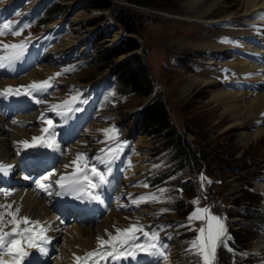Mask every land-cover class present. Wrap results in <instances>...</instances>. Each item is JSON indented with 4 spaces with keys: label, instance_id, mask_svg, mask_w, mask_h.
<instances>
[{
    "label": "rangeland",
    "instance_id": "1",
    "mask_svg": "<svg viewBox=\"0 0 264 264\" xmlns=\"http://www.w3.org/2000/svg\"><path fill=\"white\" fill-rule=\"evenodd\" d=\"M8 1L14 2V4L9 8L0 9L1 23L3 25L4 23L11 22L15 29H19L24 24H27V22H29L25 18H21L23 7L22 5L24 3L22 4L21 0ZM30 1L31 0H27L26 2L29 3ZM38 1H40L41 6H45L47 1L49 0ZM63 1L64 0H62V2ZM79 1H83L82 6L76 12L72 13L70 19L77 13L90 15L92 12H95L94 10L87 8V6L85 5V0H78L72 5H68L66 4V2H63L64 4H66L65 14L70 13V10H72L74 5H76ZM110 1L112 2L111 8L104 11H98V13L100 12V15L88 20L85 23L89 29L93 30V35L96 34L98 30L103 31L97 36V38H95L96 40H94L95 43H97L95 50L96 54L98 53V60L96 64H94L89 69H86L85 71L76 75V77H72V81L75 83L79 82L82 84H89L91 82L97 81L102 77L106 76L113 69H115L116 64L120 63L125 58V56H119L114 60L115 64H108L99 61V58L108 51L110 44L114 42L112 41L114 31L113 28H110L107 32L101 27L106 23L107 17H109L105 14L108 13L113 19V21H115V23L113 22L115 27L121 32H124V29L120 25L118 18L120 16L121 11H129L131 13V16L136 21L138 33L136 35L126 34L125 37L126 39L132 38L140 42V44L145 49V51H141V58L147 65L151 77L154 81V84L160 87L157 92V98L160 99L167 107L171 122L173 123L174 127H176L178 133L181 134L185 145L189 148V151L194 152L198 156L197 161L200 165H206L207 167H202V169L205 171L204 175L206 176V180H210V187L206 186L204 189V184L201 179L202 174H197L198 187H201V190L204 189L207 196H210V198L215 200L209 201L210 205H208L210 213L219 217L221 223L224 226V229H226V232L223 237V246H218L215 251V264L216 258L219 259L222 256L223 250L231 251L229 249L230 246L228 245V230L230 229V226L229 218L227 215H229L230 213L236 214L237 212H239V210L241 211L240 213L242 215L245 214L244 210L247 206L245 205V203L242 202L239 206H236L233 203V201L237 200V197L242 199V194L238 192L239 189L241 187L247 186L252 187L253 189L256 188L258 190V186L261 184H258V182L260 181V179H262L261 177H264L263 173L260 171V169L264 168V137H262L256 142H251V144L246 147H241L240 145L242 134H252L255 130L263 129L264 120L260 123H255L253 120H247L246 122H244V125L241 124L242 126L237 125L231 127L235 123V121L231 120L226 115L225 117H222L221 114L223 109L220 106L215 107L210 102V97L213 91L219 89L235 90V88H242L243 85H237V83L235 85V83H232L233 87L231 88H218L217 86L220 84H211L207 87L197 86L194 88L190 86L191 76H195V78L200 79L208 78L210 80H216L220 78L222 80L223 78H225L226 75H228L227 73L230 72L228 68H225L223 66L224 69L229 72L226 71L223 74H213L212 72H215L216 68L199 66L194 67L196 72L191 73L187 67L186 69L175 67L170 62V59L171 57H174L179 60H186V58L188 57H196L198 55H201L204 50H206L202 46L215 42V38L212 34L213 30L216 31V29L217 31H220V33L218 34V38H227L232 41H236V43L238 44L235 46V48L225 43H219V45L222 44V46L225 47L226 50H233V54L237 51H243L244 49L249 50L246 49V44L244 46L242 45L240 40L236 38L231 39V37H235V34H247L253 39V41H255L254 44L259 45V40L256 39L257 36L255 38V34L253 33L256 30H254L253 28V31L249 29L247 31H241L242 33L239 31L227 33L226 31H224L225 29H236L227 27H217L215 29L214 27L213 30H210L209 27H205L202 22L197 21V19H194V21H186L184 19H191L190 15L182 12H184L183 4L188 0H152L151 4L145 7H138L135 5L128 4L125 2V0ZM6 2L7 0H0V3ZM211 2H216L217 4L211 11H209V14L207 15L208 17L206 16L207 20L213 21L219 18H222L223 21L228 18L237 20L232 17L234 16L233 14L241 11L239 6V0H226L225 2H222V0H209L207 3L211 4ZM45 20H48V18H45ZM225 22L227 23H225V25L223 24V26H229L232 24V22ZM241 26L244 28L249 27L246 25L243 26V24H241ZM36 30L37 29L35 28L31 29L28 32L27 28L24 29L22 35L16 37V41L19 42L25 38L33 36L35 32H38ZM104 33L109 36L105 38L103 36ZM7 36L14 38L10 34L4 37ZM65 36H68V34H66ZM223 36H225L226 38ZM50 41V38L44 41L43 39H40L34 43V45H36L35 52L38 54V64L41 58L48 52ZM61 41H59L56 46ZM89 43L90 42H88L87 44ZM87 47L88 46H86V49L82 50L78 55L75 56L83 57L85 56V53H90L91 50L89 48L87 49ZM253 48L257 50L259 54H264V48L258 47L256 45H253ZM245 50L244 52L249 54L248 51ZM249 52L251 51L249 50ZM252 52L254 53V51ZM35 56L36 54L31 55L30 58H35ZM227 58H229V56ZM234 58L237 59L239 57L232 56L231 59L228 61H231ZM251 60L257 62L254 57H251ZM224 62L227 61L220 62V65ZM209 63H211V61H209ZM57 66H59V64H56L55 67ZM45 69L46 68L43 67L42 69L38 70V72L45 71ZM217 69L221 70L222 68L219 66ZM209 71L212 72L210 73ZM64 73L68 74L69 72ZM56 82L60 83L61 79L56 80ZM224 82L226 83V81ZM69 94L70 96L68 95V92L66 93L63 101L70 100L71 96L77 95L76 93L72 92H69ZM84 98L87 99V97ZM114 98V105L117 104L119 106L112 110L106 109L105 106H101L103 105L102 101H93L94 103L91 105L89 112H87L86 114L88 121L80 126L78 132H73L71 135H69V132H64L62 131L61 127L59 128L61 133L67 135L63 136L67 138V141L65 140V138L59 137V148L57 149L56 155L58 157V163L64 167L67 173H71L75 167L74 165H72L71 162L76 158V154L84 153L92 163L96 164L100 171H104L106 165H98L97 162L99 160L94 158L95 152L100 151L101 149H107L109 148V146L114 148L118 144V141L121 140L120 138L124 139V141L127 142L126 148L128 149V153L132 152V156L134 154H138L140 156L134 155V157H132L130 154L131 157H129L130 159L128 161L126 157L127 151H125V156L121 152L120 154L122 157L119 164L122 163V173L120 174L117 172V169L115 168L114 164L110 165V167L112 168L111 174L116 175L114 177L113 182L117 181V186H119V188H122V197L126 196L124 198V201H127L129 203V205L126 203L127 207L133 209L135 208L136 204L141 203L140 205L142 207L144 206L146 208V211H148L143 216H138V213H135V217L131 216V214L127 212L122 216V220H124V223L123 225H120V229H125L128 228L130 225L137 224L143 226V230L149 232V239H145L143 235L139 232L136 233V235L140 237V239L136 241V243L140 244L149 243L152 233H155L158 236L159 244L164 246L162 249V251H164V256L161 257L159 255H148V260L151 264L153 262H156L157 264H166L168 262L167 258H169L170 264H202V258L200 257V255L198 254L197 257L194 254L196 252V249L193 248V244L190 243L187 246V244H183L182 239L178 237L179 235L188 232V234H190L191 239L196 241L195 236L193 235L195 234L198 237L199 229L202 227V225L193 224L192 228H189L186 224H192L195 219L189 220V218H187L183 220L184 223L182 227L173 228L170 231L163 233L160 224L163 225L167 222H171L172 220L178 219L174 212L167 211L168 206L171 205V201L165 200L161 196V193H158L157 191L155 193V196L158 197L157 201H139L138 203L132 202L133 200H138V198L141 196H146L149 193L153 192L152 189H148V187H143V185L146 184L149 173H157V171H167L171 165L182 162L177 157V154L175 156L171 153L172 150H170V145L168 146L169 152L167 153H164L162 150H159L162 142L161 139H159L158 137L153 138L152 136L144 134L141 136L136 135V128L140 126V121L135 122V116L137 111L144 104L147 103V98H143L135 94L123 96V94L121 95L116 93L114 94ZM54 102L61 103L62 101H60L59 99H55ZM77 104L78 103L75 104V107L77 106ZM105 109L107 111H104ZM52 117L48 119H51L54 124L55 120H53ZM89 121L92 122L89 123ZM241 122L243 121L239 120L237 123L239 124ZM44 123L47 124L46 122ZM87 123L89 124L86 125ZM35 125L38 126L40 129H42V126H44H41L39 122H37ZM252 126H254L255 128L252 129ZM110 128H115L116 130H118V135L116 133H108V135L113 136L114 138L112 140H106V135L102 130ZM130 134L134 135L135 143H137L138 140L142 141L141 146L143 147L138 150V153L130 151V147L135 144H133L134 140L132 139ZM71 145L75 146V148L72 150L73 153L75 152V155H72V153L69 152V147ZM203 155L205 156V159L202 158ZM104 156H106V154H103L100 157ZM223 157L225 159L224 161H222ZM135 159H139L140 163L139 161H135ZM246 160H251L252 162H255L256 165H249L245 167ZM115 161H117V159ZM79 163L83 165L84 161L81 160L79 161ZM208 163L212 167H208ZM138 164L143 167L144 171L138 174L139 179L136 178L137 180L134 179L132 182H130V184H128L129 182L127 181L130 179L131 176H129L128 179H125V176L127 175L125 169L127 168V170H129L133 168L134 165ZM65 165H69V167L65 168ZM185 171L193 172V168H186ZM181 172V170L176 171L177 174ZM166 177H169V175L167 174ZM109 179L111 181L110 177ZM150 181L151 180H149L148 184L151 183ZM176 181L180 184V179H176ZM125 183H127L128 185ZM256 184L258 185L255 186ZM195 186L197 185L192 184V190ZM187 188L188 187L184 185H181L180 187H176L174 185H167L163 187V190L165 191L162 194H167L169 197L178 194L182 198L193 200L192 202L194 207L192 211L190 210V212L193 214V212H195L197 209H203L208 201L206 202L203 199L204 197L201 198V193L196 188L194 189L195 194L189 191L186 195L185 189ZM102 189L106 192H111L113 190V188L109 187L108 185L103 187ZM114 194L112 193L111 197H113ZM254 194L256 195H254L255 197L253 198L254 203L257 204L256 206L264 210L263 200L261 201L258 198L257 193ZM160 200L165 201V203ZM203 201H205L206 204ZM215 202L221 204V207L224 211L223 216L222 214L220 215L219 213L214 212L213 207H211ZM148 203H152V205L149 206L150 204ZM136 207L140 209V206ZM160 213H162L163 215L162 218L160 217V222L162 223L158 224L156 220L158 214ZM232 220L233 222L230 221L231 226H233V229L238 232L237 235L239 242L244 246H248L250 249H254V246L258 241L254 244L255 239H253V236L249 237V234L247 233L246 229L243 228L245 227V225L242 224L244 223L243 218L234 215ZM198 223L204 224V221L199 220ZM262 224L264 225V222H262ZM253 233L260 235L258 237L261 238H263L262 236H264L257 229H255ZM190 248L194 250L191 251ZM136 253L141 254V257H144V255H146L143 251H136ZM250 254L252 255V257H249L250 255H247V253L242 254L244 255L242 257H244L246 261H251L250 264H264L263 258L259 257L254 252H251ZM171 256H173V258H170ZM174 258L176 261L174 260ZM110 264H114V262L112 261Z\"/></svg>",
    "mask_w": 264,
    "mask_h": 264
},
{
    "label": "bare ground",
    "instance_id": "2",
    "mask_svg": "<svg viewBox=\"0 0 264 264\" xmlns=\"http://www.w3.org/2000/svg\"><path fill=\"white\" fill-rule=\"evenodd\" d=\"M77 1L78 0H64L63 2H66V4L68 5H72ZM208 1L209 0L186 1L183 4L184 12L182 13L189 14L191 19L184 20L194 21V19H197V21L204 24H212L215 22L223 21L222 18L213 21L207 20L209 11H211L217 4L216 2H211V4H209L207 3ZM225 1L226 0H222V2ZM239 6L241 11L233 14L234 16L232 18L237 19L240 22V25L243 24V26L246 25L249 27H253L254 30H256L253 33L259 34V31L256 28H258L261 23L256 24V21H258L257 19L259 17H264V0H239ZM260 10L263 12L261 13ZM105 14L106 16L110 17L108 13ZM98 15H100V12H92L90 15L83 13L75 14L69 20L72 33H69L68 36H65L63 40L50 51V53L48 54L49 62L56 66V64H60L59 62H61V60H63L64 58L78 55L82 50L86 49V46H88L87 43L93 35V30L89 29L85 23ZM225 23L227 22H224L223 24L225 25ZM101 28H103V30L107 32L110 28H113L114 31L112 41L118 40L122 35V32L115 27L113 22H111L108 17L106 23ZM233 38L240 40V42L244 46L245 44L246 46H248V43L255 42L247 34H235V37H231V39ZM0 40H3V38H0ZM258 40L264 39L260 38ZM202 47L205 49L226 50L225 47L222 46V44L219 45L214 42ZM244 50L240 51L242 54L241 57L221 63L222 66L228 68V70L230 71H228L229 73H227L228 75H226L225 78L222 77V80L226 81V83H235V85L236 83L241 82L243 83V87L240 89L235 88V90L219 89L213 91L210 97V102L215 107L220 106L223 109L221 114L222 117H225L226 115L231 120L235 121V123L231 127L241 124L244 125V122H246L247 120H253L255 123H260L264 120V56L261 57L262 61L260 60V62L258 63V61L256 62L254 60H251V57H254L256 59L255 53L249 52V50H245L248 51L249 54H247L246 52H244ZM1 51L2 50H0V55H2ZM72 53H74V55H72ZM234 54L233 56H236ZM12 68L17 70V67L15 65L12 66ZM9 72V68H0V91L9 86L14 87L16 85H28L30 84V79L35 78L34 75H31L29 73L25 77L16 78L13 77V75H9ZM216 80H210L208 78L200 79L195 78V76H191L190 86L192 88L197 86L207 87L211 84H215V82H217ZM32 106L33 105H30L29 107ZM37 111H39L42 115L43 113L49 111V109L45 105L42 106L40 104H37ZM41 115H38V117ZM239 120H242L243 122L238 124L237 122ZM13 121H17V123H13ZM34 122L35 120L31 116V114H16V116L10 118L0 115V164L6 166L4 171H0V180H3L6 176H8L5 178L8 179V184L13 181L16 182L19 178L24 181V184L26 182H29V180L22 175L24 169L23 167L25 165L21 164L20 159L22 156L26 157L36 155V149H30L28 152V149H25L22 144H18L16 142L23 140H28L29 142H31V138L33 136H38V133L36 131L30 130V125L34 124ZM262 137H264V128L255 130L252 134L244 133L241 136L240 145L241 147H246L251 144V142H256ZM141 145V140H138L137 143H135V147ZM135 161H139L140 163L139 159H135ZM40 166L45 167L44 156L41 157ZM25 169L29 170V166H26ZM142 170L143 167L139 164L128 170L127 174H132L134 176L127 182L138 178V174ZM14 171L15 173H18L19 176L15 177L14 175H12ZM49 173H54V175L50 177L49 181H44L43 178ZM62 174H67L66 170L61 166V164L60 166H57V164H55L54 168L52 166L47 169L39 168L34 172H31L29 175L31 177L37 176V180L35 182L36 185L38 182H43L46 184L51 182L52 187L49 189V191L52 194H55V196H53L52 194L48 195L47 192L35 187L37 188V192L41 195L36 197L33 191H31L30 187H27L26 189H23V195H21V192L11 199L1 200L0 205L10 204V200H13V209L19 207L20 216H28L33 220H39L41 222L42 220H44V218L48 217L50 213L53 212V210H61V212L64 213V219L68 220L69 217L67 216V209H69V206L73 208L78 200L83 198L85 195L77 199L78 194L61 193L59 187L54 182L58 180ZM9 176L13 178V181H9ZM258 191L264 193V183L258 186ZM86 203L87 212L90 214H95V211H93L94 205L92 203ZM140 204L141 203H138L136 204V206H140L141 209L136 206L133 209L127 207L126 202L121 197V191H119V193L115 194L112 201L107 203L106 208H101L102 215L99 217V221H97L96 215H94L91 223L89 222V220L85 225L81 224L83 222H80L79 226L73 225V227L69 229H65V227H63L67 236L64 237L61 243L60 251L62 253V260L60 261V263L76 264L74 254L75 256L81 257L83 259L86 253L92 252L94 249H97V237L108 239L106 230L107 233H112L113 235H115V229L120 228V225H123L122 216L127 212H129L131 216L134 217L135 213H138V216L145 215L148 210L146 211V208L142 207ZM0 211H6V209H0ZM9 218L10 217H7V220ZM56 220L60 224L63 221L61 220L60 216H56ZM10 230L11 226L5 229V231ZM23 250L28 253V255L23 260V264H29L28 260L30 258V250H32V247H28L27 244H25ZM254 250L264 256V242H257L254 246ZM50 252L51 251H49L48 253ZM96 259L98 258H90L87 264H93V261ZM99 264H105V260L100 259ZM116 264H143V262H135L131 257L128 256L127 259L117 260Z\"/></svg>",
    "mask_w": 264,
    "mask_h": 264
},
{
    "label": "snow or ice",
    "instance_id": "3",
    "mask_svg": "<svg viewBox=\"0 0 264 264\" xmlns=\"http://www.w3.org/2000/svg\"><path fill=\"white\" fill-rule=\"evenodd\" d=\"M30 27L29 24H24L21 28L15 29L11 22L4 23L0 26V37H4L8 34L13 37L21 36L24 29ZM29 38H25L19 42L14 43H4L0 40V50L4 51L5 55H0V68H11L16 62L21 61L28 49ZM71 69H64V72H68ZM62 73H55L54 77L58 78ZM54 77H50L44 81H33L28 85H20L18 88L13 89L11 86L6 87L4 90L0 91V96H7L11 94L20 95L21 89L24 90L23 94L32 96L35 102L45 103L44 100L36 98V94L47 93L49 89L55 88V83L53 82ZM76 103H86L84 100L79 99V94L71 96L70 100L62 101L60 104H52L51 111L55 112L65 118H70V116L79 112L82 109L75 107ZM63 108L64 111H58V109ZM41 119L47 123L48 127L41 129V132L45 135L33 136L31 142L28 140L18 141L16 143L22 144L25 149L28 148H54L55 140L53 121L51 119H46L41 117ZM17 123V121H13ZM106 135V140H112L114 137L108 135V133H116L118 135V130L115 128L103 129ZM125 145L123 143H118L116 147H111L107 149H101L100 153L106 154L104 157H98L100 163L105 164L106 168L104 171H100L96 164L92 163L84 153H77L76 158L71 162L74 165V169L71 173L62 174L58 180L54 183L59 187L61 193L78 194L77 199L86 195L89 200L102 202V196L97 191L111 183L109 177L112 173V168L110 165L119 158L120 153ZM83 160V166L79 161ZM5 165L0 164V171H4ZM69 165H65V168ZM54 173H49L43 180L49 181L50 177ZM203 179V178H201ZM52 187L50 183L38 182L37 188L45 191L48 195L52 193L49 189ZM143 187H148V185H143ZM164 192L165 190H159ZM8 195V194H5ZM158 197L155 194L149 193L146 196H141L138 200H133V203L143 202H154L157 201ZM0 209H6V211H0V264H23L24 258L28 255L26 251L23 250L24 245L27 244L28 247H40V251L44 252L45 249L41 246L43 243L47 242V228L42 225L39 220H33L28 216H20V208L16 207L13 209L12 204L0 205ZM10 217L5 221V217ZM198 219L204 221V226L199 229V235L196 241H193V248L196 249L197 253L202 258V264H214L215 251L218 246H223V237L226 232L220 218L214 214L210 213L208 208L197 209L189 217V220ZM11 225L10 231H5V227ZM116 234L107 233L108 239L97 237L98 247L92 252L86 253L85 257L75 256L74 259L76 264H87L90 258L96 257L98 259L93 261V264H99L100 259L107 260L111 258L113 260L127 259L131 256L135 259L136 251H143L148 255H159L164 256L163 245L159 244V238L155 233L151 234L150 241L147 244L136 243L140 239L136 233H141L145 239H149V232L143 230V226L140 225H130L128 228L115 229Z\"/></svg>",
    "mask_w": 264,
    "mask_h": 264
},
{
    "label": "trees",
    "instance_id": "4",
    "mask_svg": "<svg viewBox=\"0 0 264 264\" xmlns=\"http://www.w3.org/2000/svg\"><path fill=\"white\" fill-rule=\"evenodd\" d=\"M151 1L152 0H125L126 3L138 7L149 6ZM85 5L91 10L104 11L109 9L112 3L110 0H85ZM118 21L127 34L136 35L138 33L136 21L129 11H121ZM138 49V41L132 38L127 39L111 50H108L99 58V61L115 64L114 60L116 58L130 54L120 63L116 64L113 76H116L119 86L126 92L135 93L137 96L147 98L153 91L154 82L141 56L133 54V52ZM139 120L140 128L145 134L158 137L161 139L163 146L173 145L180 161L188 168H196L198 156L194 152L189 151L181 134L178 133L176 127H174L171 122L165 104L157 98V95L142 109ZM204 157L203 155L202 158L205 159ZM222 159V161L225 160L224 157ZM245 162V167L256 165L255 162L251 160H246ZM208 167L212 166L208 163ZM240 192L243 193L244 200L242 202L249 203L254 200L253 195L247 191L240 189ZM235 203L239 204V200H235ZM250 214H252V212H250Z\"/></svg>",
    "mask_w": 264,
    "mask_h": 264
},
{
    "label": "water",
    "instance_id": "5",
    "mask_svg": "<svg viewBox=\"0 0 264 264\" xmlns=\"http://www.w3.org/2000/svg\"><path fill=\"white\" fill-rule=\"evenodd\" d=\"M135 53H137V52H135ZM128 55H126L125 57H127Z\"/></svg>",
    "mask_w": 264,
    "mask_h": 264
}]
</instances>
